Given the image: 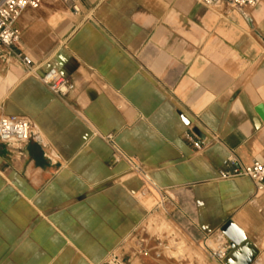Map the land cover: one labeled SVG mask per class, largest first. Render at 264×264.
Masks as SVG:
<instances>
[{"label":"crops","instance_id":"0c3cea01","mask_svg":"<svg viewBox=\"0 0 264 264\" xmlns=\"http://www.w3.org/2000/svg\"><path fill=\"white\" fill-rule=\"evenodd\" d=\"M77 2L74 13L41 0L15 23L14 50L37 75L68 78L66 95L0 54V117L34 131L0 142V264H101L113 251L133 264H264V184L218 176L228 157L264 162V0ZM162 210L193 259L135 256L137 237L154 244L144 226ZM228 220L245 234L238 244L220 231ZM220 242L226 255L211 260Z\"/></svg>","mask_w":264,"mask_h":264},{"label":"built area","instance_id":"2783aa9c","mask_svg":"<svg viewBox=\"0 0 264 264\" xmlns=\"http://www.w3.org/2000/svg\"><path fill=\"white\" fill-rule=\"evenodd\" d=\"M41 0H0V54L6 57L17 58L24 66L28 74H35L37 79L43 83L51 93L58 97L66 95L72 88L73 83L61 76L55 68H49L44 73L37 75L36 68L32 65L28 56L14 50L15 45L19 41V31L15 25L20 15L28 8L36 9L40 5ZM66 4L72 12L79 11L77 0H57ZM199 3L210 6L220 1H225L231 5L243 8L254 7L261 0H196ZM34 134L29 121L15 114H6L0 117V142L1 143H26ZM194 133L186 134V138L191 142L196 150L204 147L203 141L194 138ZM111 141L112 136H106ZM224 167L233 166L231 169L221 168L218 176L221 179L234 177H248L256 185V189H260L264 184V162L255 160L249 164H240L234 158L228 157L223 161ZM138 247L135 256H145L152 254L155 259L164 256V252L169 248V242L155 238L154 244L149 245L145 238H138ZM228 244L220 242L218 246L211 250L209 258L215 261H221L227 252ZM101 264H133L130 257L125 258L121 254L113 251L108 253L105 261Z\"/></svg>","mask_w":264,"mask_h":264},{"label":"rangeland","instance_id":"374dc122","mask_svg":"<svg viewBox=\"0 0 264 264\" xmlns=\"http://www.w3.org/2000/svg\"><path fill=\"white\" fill-rule=\"evenodd\" d=\"M144 229L145 231H143V235L146 232L148 235L146 234L145 236H152L150 241L157 237L169 242V248L165 251L167 255L175 256L177 259H181L182 262H185L184 259H186V261L187 259H193V255L195 254L194 249L187 244V240L184 237L174 231V228L167 221L163 210L160 213L152 215L148 219ZM133 241H135L134 235L130 237L128 243L133 244ZM117 253L121 254L120 252ZM195 255H198V264H216L213 261L206 259L203 254Z\"/></svg>","mask_w":264,"mask_h":264},{"label":"water","instance_id":"95a60500","mask_svg":"<svg viewBox=\"0 0 264 264\" xmlns=\"http://www.w3.org/2000/svg\"><path fill=\"white\" fill-rule=\"evenodd\" d=\"M255 111L259 114L262 120H264V104L260 103L255 107ZM181 120L185 124H190V121L181 113H178ZM192 130L197 134L201 135L198 128L193 127ZM220 231L223 235L227 237V239L230 241L231 245H235L240 243L244 238L245 234L244 232L232 221L228 220L226 221L222 227L220 228Z\"/></svg>","mask_w":264,"mask_h":264}]
</instances>
